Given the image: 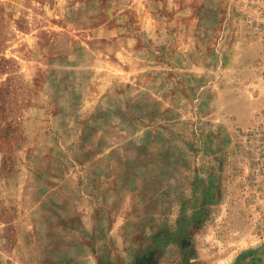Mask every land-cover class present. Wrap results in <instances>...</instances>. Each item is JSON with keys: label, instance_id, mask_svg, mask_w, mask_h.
<instances>
[{"label": "rangeland", "instance_id": "374dc122", "mask_svg": "<svg viewBox=\"0 0 264 264\" xmlns=\"http://www.w3.org/2000/svg\"><path fill=\"white\" fill-rule=\"evenodd\" d=\"M0 264H264V0H0Z\"/></svg>", "mask_w": 264, "mask_h": 264}]
</instances>
